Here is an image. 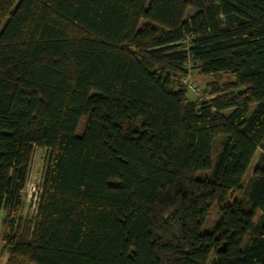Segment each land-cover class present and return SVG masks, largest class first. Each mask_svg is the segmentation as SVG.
Masks as SVG:
<instances>
[{
  "label": "trees",
  "instance_id": "obj_1",
  "mask_svg": "<svg viewBox=\"0 0 264 264\" xmlns=\"http://www.w3.org/2000/svg\"><path fill=\"white\" fill-rule=\"evenodd\" d=\"M0 209L5 264H264V0H0Z\"/></svg>",
  "mask_w": 264,
  "mask_h": 264
},
{
  "label": "rangeland",
  "instance_id": "obj_2",
  "mask_svg": "<svg viewBox=\"0 0 264 264\" xmlns=\"http://www.w3.org/2000/svg\"><path fill=\"white\" fill-rule=\"evenodd\" d=\"M198 8L194 6H189L186 9L185 17H189L191 14L196 12ZM189 82L199 87L198 91H192L190 88L186 90V98L188 101L198 102L202 99H206L208 97H213L214 94H211L210 88L212 85H218L219 87H223L225 84L234 80V76L230 72H217L211 74H202L198 67H192L188 74L186 75ZM84 118H81L78 127L77 133L80 132V128L82 125ZM131 125V124H129ZM137 125V124H134ZM220 136L215 140V146L218 144L220 140ZM260 150H257L249 164L247 172L243 178V184L247 182L249 177L252 175L254 166L259 158ZM48 151L44 147H35L33 151V158L31 161L29 173L27 176V181L24 189L21 191L20 196L22 200V210L21 214H29L34 216L36 211V204L39 198L42 176L47 164ZM208 172H199V176H205ZM219 212V208L216 205H212L205 220L203 223V229H208L213 224L214 220L217 218ZM212 256H210L211 258Z\"/></svg>",
  "mask_w": 264,
  "mask_h": 264
},
{
  "label": "crops",
  "instance_id": "obj_3",
  "mask_svg": "<svg viewBox=\"0 0 264 264\" xmlns=\"http://www.w3.org/2000/svg\"><path fill=\"white\" fill-rule=\"evenodd\" d=\"M2 217H3V212L0 209V264H5L6 259H7V253H5L3 251L4 242L1 238V220H2Z\"/></svg>",
  "mask_w": 264,
  "mask_h": 264
},
{
  "label": "built area",
  "instance_id": "obj_4",
  "mask_svg": "<svg viewBox=\"0 0 264 264\" xmlns=\"http://www.w3.org/2000/svg\"><path fill=\"white\" fill-rule=\"evenodd\" d=\"M182 84L192 91H198V87L188 81L187 77H183L181 80ZM37 205V204H36Z\"/></svg>",
  "mask_w": 264,
  "mask_h": 264
}]
</instances>
